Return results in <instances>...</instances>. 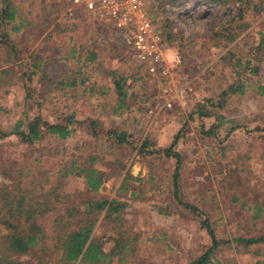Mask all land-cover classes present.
Listing matches in <instances>:
<instances>
[{
    "label": "rangeland",
    "instance_id": "1",
    "mask_svg": "<svg viewBox=\"0 0 264 264\" xmlns=\"http://www.w3.org/2000/svg\"><path fill=\"white\" fill-rule=\"evenodd\" d=\"M14 1L28 22L16 30L6 26L12 44L0 37V183L12 190L19 179L39 199L50 188L56 208L89 197L124 200L123 236L133 251L127 260L114 257L109 264H187L211 243L203 219L216 237L232 239L220 242L212 264H256L253 246L244 250L233 237L264 233V0H180L173 3L175 11L149 6L165 36L167 58L178 51L191 78L185 103L157 110L164 80L143 74L130 49L104 24L86 16L72 26L64 23L62 0ZM91 51L95 58L86 60ZM246 56L257 72L237 71L242 67L235 59ZM111 70L125 78L124 106H117ZM237 75L243 92L228 95L222 107L205 102L221 99ZM71 114L77 122L64 139L47 133L29 143L18 134H1L20 117L65 123ZM217 114L225 121L215 126ZM143 139L152 148L174 141L172 149L180 153L177 194L176 158L138 151ZM73 160L106 171L96 192L82 175L64 173ZM256 203L261 211L254 218ZM50 211L36 221L44 228L42 242L56 248L64 235L53 230ZM115 231L101 212L92 234L106 239ZM3 254L0 242V264H8Z\"/></svg>",
    "mask_w": 264,
    "mask_h": 264
},
{
    "label": "trees",
    "instance_id": "2",
    "mask_svg": "<svg viewBox=\"0 0 264 264\" xmlns=\"http://www.w3.org/2000/svg\"><path fill=\"white\" fill-rule=\"evenodd\" d=\"M171 3H177L180 0H169ZM207 2L226 3L231 0H206ZM239 3L247 0H237ZM242 10V8H241ZM23 7L16 3L14 0H0V37L6 40L9 44L12 41L9 37L6 26L11 24L12 29H20L23 27L24 22H28V19L23 14ZM68 25H75L77 22H68L63 20ZM233 37V36H232ZM12 46V45H11ZM13 47V46H12ZM14 48V47H13ZM12 48V49H13ZM15 58H20L19 51L14 48ZM96 56L94 51L89 52L86 56V60H93ZM244 61L241 58L235 59V65L242 67V71L238 69L240 74L248 73V70L257 72L254 65L250 61V57L246 56ZM34 66H38L39 62L34 61ZM31 73H35V69H31ZM43 78H47V72L44 70ZM110 77L114 85L116 93L117 106H124L126 104V85L123 75L115 74L114 70L110 71ZM74 79L68 81L69 84L74 83ZM241 75H237L235 79L227 85L221 91V99L206 98L205 102L211 106L222 107L226 103L228 95L235 92H243L244 83ZM216 104V105H214ZM215 126L222 124L225 119L222 115L217 114ZM228 120V119H227ZM77 122L74 115L71 114L66 118L65 123L57 121H49L43 119L40 115H36L31 118H17L8 131H2L1 134L13 133L18 134L25 142H33L42 138L45 134H53L60 138H67L73 128L72 123ZM124 134V133H121ZM124 139V137H122ZM174 141L167 146L151 147L148 144L147 139H143L138 145V151H163L167 156H174L176 158L175 169L173 171V181L175 185L174 193L177 194L178 185V165L180 163V153L172 149ZM131 143V141H130ZM135 146V142H132ZM94 157H91L93 160ZM90 159V160H91ZM91 160V161H92ZM80 163L73 160L68 165L67 170H64L66 174L82 175L84 177L85 185L91 192H96L98 187L106 177V171L94 167L92 162ZM124 178L121 189H124ZM31 183V181H29ZM28 183L20 181L13 183V189H9L7 183H0V242L3 247L4 259H7L8 264H109L112 259L117 258L119 261H125L131 256L133 251V245H131L128 238L124 237L125 226L122 222V216L120 210L125 206V201L117 198H86L78 203H69L65 201L62 206L56 208L54 201L53 190H45L43 195L45 198L39 199V193L35 194V188H30ZM40 186L39 188H41ZM16 190V191H15ZM40 191V189H39ZM53 194L54 201L50 200ZM56 196L59 197L58 194ZM179 201V197H176ZM59 201V200H58ZM188 205V203H184ZM192 208L197 207L192 205ZM53 211V230L58 234H63L64 237L56 248H49L42 240L41 236L44 232L43 226L36 221V217L40 214H45L48 211ZM50 211V212H51ZM261 211V206L256 203L253 210L252 217L256 218ZM102 212V218L113 223L116 227L115 233H108V238L103 239L101 236H95L92 234L94 225ZM121 222H118L120 221ZM203 225L206 228L211 243L207 248L198 254L187 264H212L214 261V254L218 248L220 242H231V240L220 239L216 237V234L208 221L203 219ZM111 240L112 244L108 247L104 246L105 241ZM239 244L241 242L244 250H250L258 257L256 264H264V233H258L255 235L242 237H233ZM257 243H261L258 245ZM257 244V245H256ZM28 255L29 258L24 262L20 260L21 255ZM17 259L11 258L16 256ZM220 261L216 260L219 264Z\"/></svg>",
    "mask_w": 264,
    "mask_h": 264
},
{
    "label": "built area",
    "instance_id": "3",
    "mask_svg": "<svg viewBox=\"0 0 264 264\" xmlns=\"http://www.w3.org/2000/svg\"><path fill=\"white\" fill-rule=\"evenodd\" d=\"M62 17L77 22L90 17L112 31L115 39L130 49L133 60L148 78L162 79L157 95V109L171 108L175 101L185 103L191 88L188 73L182 68V57L174 51L168 59L166 39L150 13L149 6H166L175 11L169 0H62Z\"/></svg>",
    "mask_w": 264,
    "mask_h": 264
}]
</instances>
